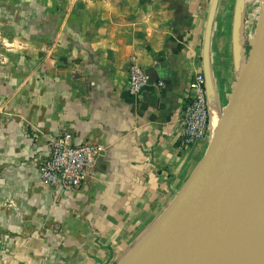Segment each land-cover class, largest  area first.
Returning <instances> with one entry per match:
<instances>
[{"label":"crops","instance_id":"crops-1","mask_svg":"<svg viewBox=\"0 0 264 264\" xmlns=\"http://www.w3.org/2000/svg\"><path fill=\"white\" fill-rule=\"evenodd\" d=\"M211 2L0 0V264H118L159 220L209 143L177 148L188 81L219 114L235 81ZM133 61L164 86L130 94ZM66 131L98 148L76 189L37 173Z\"/></svg>","mask_w":264,"mask_h":264},{"label":"water","instance_id":"water-1","mask_svg":"<svg viewBox=\"0 0 264 264\" xmlns=\"http://www.w3.org/2000/svg\"><path fill=\"white\" fill-rule=\"evenodd\" d=\"M238 1L231 25L235 81L220 124L168 208L118 264H230L254 234L264 236V2L245 55ZM145 73L148 85L159 78L155 68Z\"/></svg>","mask_w":264,"mask_h":264},{"label":"built area","instance_id":"built-area-1","mask_svg":"<svg viewBox=\"0 0 264 264\" xmlns=\"http://www.w3.org/2000/svg\"><path fill=\"white\" fill-rule=\"evenodd\" d=\"M143 67L132 62L128 70L127 87L130 94L141 92L148 86ZM156 88L164 83L157 80ZM210 113L205 89V78L196 73L188 81L179 118L177 148L183 150L203 140L209 134ZM98 148L63 132L48 142V153L40 162L37 173L40 181L61 188H80L87 181Z\"/></svg>","mask_w":264,"mask_h":264},{"label":"rangeland","instance_id":"rangeland-1","mask_svg":"<svg viewBox=\"0 0 264 264\" xmlns=\"http://www.w3.org/2000/svg\"><path fill=\"white\" fill-rule=\"evenodd\" d=\"M242 1H243V10L240 21L241 22L240 34H241L242 48L244 49V54L247 55V51L249 49L248 42L253 36V30L257 22L259 9L261 4L264 2V0H242ZM223 2H225V8L223 9V13H220L219 19L222 20L224 18V20L227 21V29H231V25L233 21V11L236 0H223ZM238 5H241V0L238 1ZM223 107H220V115L222 114Z\"/></svg>","mask_w":264,"mask_h":264},{"label":"bare ground","instance_id":"bare-ground-1","mask_svg":"<svg viewBox=\"0 0 264 264\" xmlns=\"http://www.w3.org/2000/svg\"><path fill=\"white\" fill-rule=\"evenodd\" d=\"M210 110L209 139L214 136L221 121V115L215 103L212 104ZM230 264H264V236L260 232L254 234Z\"/></svg>","mask_w":264,"mask_h":264}]
</instances>
